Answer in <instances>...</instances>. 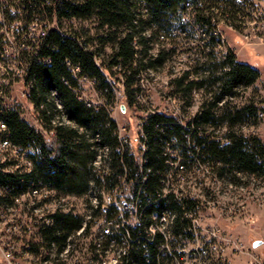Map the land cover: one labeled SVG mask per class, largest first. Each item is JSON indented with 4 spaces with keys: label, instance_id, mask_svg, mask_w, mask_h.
<instances>
[{
    "label": "trees",
    "instance_id": "1",
    "mask_svg": "<svg viewBox=\"0 0 264 264\" xmlns=\"http://www.w3.org/2000/svg\"><path fill=\"white\" fill-rule=\"evenodd\" d=\"M26 1L33 3L28 15L40 9L58 24L31 58L28 72L30 99L43 128L56 132L53 143L48 144L45 135L18 111L11 110L5 117L12 142L32 146L36 156L31 172L13 174L0 169V184H13V196L32 183L57 191L55 209L48 213L53 222L35 225L41 239L30 241L28 249L41 257L42 249H49L55 251L59 264H66V257L79 264L75 254L81 251L80 241L90 237L84 251L87 264H103L114 256L116 264H178L183 256L178 247L183 239L192 240L193 218L202 206L200 196L181 189L180 175L192 173L197 160L221 176L225 171L264 175V161L259 163L257 158L264 157V144L254 133L236 128L242 121L240 125H257L264 108L252 103L231 106L238 89L254 85L261 72L238 60L227 43L222 44V29L215 33L222 20L242 30L239 4L235 0ZM186 12L191 14L189 22L184 19ZM72 19H94L99 30L96 45L72 27L64 29L63 21ZM196 26L203 29L200 39L204 42L196 48L184 45L198 40ZM107 45L111 52L102 58ZM221 45L227 47L225 51H217ZM182 50H196L197 57H189L191 65L180 71L174 66L167 70ZM74 66L80 68L77 74ZM166 70V88L183 101L182 114L201 95L193 120L185 126L171 112L156 108L144 116L142 134L122 145L120 127L109 109L117 103V82L122 77L126 101L133 106L142 91V76ZM81 79L92 82L102 102L88 104L91 101L82 95ZM195 90H200L198 95ZM221 119L229 123L226 135L217 129ZM174 153L181 154L187 170L176 167ZM99 158L106 165L97 167ZM108 194L113 195L112 202L105 208ZM68 196L84 199L91 211L88 219L75 208L65 209L61 199ZM166 216L172 222L163 231L159 226ZM95 217L104 219L108 230L92 231ZM169 245L171 252L165 248ZM66 250V256H61Z\"/></svg>",
    "mask_w": 264,
    "mask_h": 264
},
{
    "label": "built area",
    "instance_id": "2",
    "mask_svg": "<svg viewBox=\"0 0 264 264\" xmlns=\"http://www.w3.org/2000/svg\"><path fill=\"white\" fill-rule=\"evenodd\" d=\"M240 6L242 30L245 31L250 28H257L260 32L264 30V8L260 6V3L254 0H235ZM48 4L51 0L46 1ZM189 7L190 2H187ZM33 3L26 0H0V74H3V81H0V131L5 132V145H2V149H10L11 159H15L16 168H9L7 166V160L2 159L0 156V169L13 174H22L31 172L34 169V160L30 158V154L26 150V147H14L11 139L10 129L5 122H1V110H10V103H18V107L23 108V112L30 108V81L28 80V72L30 67L31 58L36 55L40 48L45 36L51 28H58L56 18L50 19L48 14H42L39 10L32 12L28 15ZM184 19L188 22L191 20L190 12L184 13ZM224 24V20L218 24V31L221 33L220 25ZM233 28V26H231ZM176 32L179 29H175ZM203 29L199 26V32H196L198 45L202 44L200 39ZM224 35V33H223ZM186 46H193L191 42L184 43ZM195 45V48L196 46ZM194 48V49H195ZM45 60V59H44ZM69 65L70 62H68ZM75 74L80 70L78 66L72 67ZM121 77V76H120ZM81 81H88L81 79ZM121 80L117 82L118 86H123ZM92 83L91 81H89ZM142 91L137 94V99L147 107L148 112H155L156 108L153 107L152 92L155 91L154 87H150V82H143V76L141 78ZM200 90H195L194 95ZM117 93H119L117 91ZM125 98V94H122ZM160 97L164 99L168 104L172 105L173 101L177 99H171V93L166 88L162 91ZM87 101H89L86 98ZM92 102H89L90 105ZM119 106V95L117 94L116 107ZM158 112H171L182 124L185 126L187 123L193 120V116H185L184 114H177L176 110H161L157 109ZM146 113V114H147ZM264 117V111H260V118ZM35 122H37V130H41V133L45 135V141L48 144L53 143V139L56 135L54 130H45L43 128L42 119L39 113L34 116ZM143 121V120H142ZM142 123V122H141ZM122 131V128H120ZM124 130V129H123ZM139 134H142V130ZM131 139L127 136H122L120 133L121 144L131 143ZM144 148V145H143ZM168 151L173 152V149L168 145ZM179 153H174L177 157L175 165L182 171L187 170V166L184 164L183 157ZM258 161L261 163L264 161V157L258 156ZM193 172L202 171L208 176L213 174V169L208 163H203L197 160L191 168ZM249 179H255V185H264V175L251 174L248 175ZM200 180V179H199ZM201 182V180L199 181ZM13 185V184H12ZM12 185L0 184V200H6V191ZM56 189L49 187L48 185L32 183L29 188L16 195L15 200H7V208H0V264H20L18 257L22 251L25 253H32L28 249L30 241L40 240L41 237L36 230L35 225L52 223L53 218L42 214L39 211L43 206L41 203L45 200L56 196ZM108 202L112 201V196L108 195ZM249 202H256L261 207H264V195L249 194L248 196H240L238 203L228 205L225 207L232 215H236L242 209L246 207ZM126 206V203H124ZM124 205L121 206L124 208ZM199 214L193 219H197V226L202 228L199 223ZM19 221V222H18ZM18 222V223H17ZM195 226L197 238L208 236L215 242L213 244L207 243L205 251L210 246L214 249H222L223 245H227L233 248L235 252L246 253L250 256L249 264H264V256L261 253L252 251V247L247 246L244 240L236 237L232 233H227L219 225L211 224L206 229H197ZM169 234V233H168ZM166 233V238L170 239L171 236ZM27 237V238H25ZM170 251V245L165 246ZM43 251V249H42ZM48 254L43 253V258H46ZM117 259L112 261L116 264ZM110 263V264H112ZM103 264H107L106 261ZM216 264H228L223 262L222 259H217Z\"/></svg>",
    "mask_w": 264,
    "mask_h": 264
},
{
    "label": "rangeland",
    "instance_id": "3",
    "mask_svg": "<svg viewBox=\"0 0 264 264\" xmlns=\"http://www.w3.org/2000/svg\"><path fill=\"white\" fill-rule=\"evenodd\" d=\"M254 1L260 3V6L264 8V0ZM63 27L64 29L72 27L74 30L80 32L85 38H87L90 41V44L93 43L94 45H96V38L99 30L97 29L94 19L64 20ZM220 27L223 30L224 37L227 39L226 43L228 44V46L232 47L237 55L238 60L249 62L254 67L258 68L261 72V77L256 81L254 85L250 87H241L238 89L239 92L233 98L231 106L240 108L248 103H252L258 107L264 108V30L263 32H260L259 29L252 27L250 29H246L245 31H239L227 24H221ZM189 42H191L192 44L194 43L193 46L199 44L197 40H192ZM226 48L227 47L225 45L224 47L223 45H221L217 48L218 50H216L220 51L219 49H223V51H225ZM110 52V45H107L105 47V50L102 52V58L109 55ZM195 52L196 50L192 52H189L188 50H182L180 56H177L176 59H173L172 62H169L167 64V70L168 67L171 68L172 66H174L175 71H180V69L190 66L191 61L189 60V57H197ZM221 55L222 52L217 53V56ZM167 70L155 72L152 74V76L149 77L150 80H153L152 86L155 88L153 89L155 91L152 92V101L154 105L153 107L161 109L163 111H174V103L172 107V105L168 104L164 99L160 97L162 91L166 90V85L169 81ZM81 87L83 90L82 95L84 98H87L89 101L95 104L102 102L95 89V86L92 83H90L89 81H81ZM117 87V91L119 92L117 93L119 95V106L116 107V105L114 104L109 109L112 112V116L117 120L119 127L122 128V136H127L129 137V139L134 140V138H136L141 131V122L147 113V107H144L143 104L138 100L134 101L133 106H130L126 101V98L122 96V94H124V88L118 85ZM200 96L194 99L193 105L189 109L190 111H193L194 113L197 111L201 102ZM34 105L31 106L27 111L21 113L22 115H20L22 119L38 128L39 124L35 122L34 118V116L37 114V109ZM123 105L125 106V110L122 109ZM257 122V125L249 126L247 124L240 125L241 123H239L236 128L245 134L254 133L264 144V117ZM217 129L219 130V134L226 135L229 130V123L226 120L221 119V121H219L218 123ZM96 165L97 167H103L104 165H106V161L99 158V160L96 162ZM216 174L213 172L211 176H208V174L202 171H196L185 174V176L180 175L179 177L182 181L181 189L185 193H193L194 195L200 196L202 199V206L198 218L200 219L199 223L202 228H199L197 226V229H206L207 227H209V225L216 223L227 233H232L236 237L244 240L247 246L252 247V251L261 253L264 256V207H261L256 202H249L246 207L236 215H232L228 211V209L225 208V206H228L229 203L231 204L235 202L239 199L237 197L242 195V192L238 191V188L236 189V186H238V184L241 185L242 183H245L247 180H249V174L243 172L231 173L229 171H225L224 174H222L223 176H221L219 173ZM199 179L201 180V182H199ZM261 191L264 192V189L261 188ZM108 195L113 196L112 194ZM108 195L105 196L104 203L108 202ZM55 199V196H52L50 201L47 202L46 206L42 207L39 213L41 212L42 214L48 215V213L53 212L57 203V199ZM61 201L64 203L65 209L75 208L76 211H78L82 216H85L86 219L90 217L91 211L87 210L84 199L68 196L62 198ZM170 223L171 218L169 216H166L162 219V224H160L161 226H159V229L167 231V226L170 225ZM104 225V219L100 217L97 219V217H95V223L92 227V231L96 232L101 230H108L109 226ZM165 227H167V230ZM89 239L90 237H86L82 238L80 241L81 246L79 249H81V251H77V257L80 258L79 264H87L84 260V251H86V244H88ZM256 240H262V243L257 247L253 245L254 241ZM214 242L215 241L208 236H203L199 241H194V243L193 241L188 243L183 240L182 245L184 257L182 256L183 261H178V264H182L183 262V264H208L211 261L217 262V259H222L223 262H226L228 264H249L250 256L248 254H238L233 250L232 247L227 245H223V248L218 250L214 249L211 246L207 251L201 249L202 247H207V243L213 244ZM54 252H52V258L48 260L49 263L47 264L61 263L58 260H54ZM115 258V256L112 257L111 261L108 260L106 263H112ZM73 259L74 258H69L67 260V258H64V262L66 264H74L75 262ZM18 261L20 264H45V262H43V257L37 256L33 253H25L24 251H22L19 255Z\"/></svg>",
    "mask_w": 264,
    "mask_h": 264
},
{
    "label": "bare ground",
    "instance_id": "4",
    "mask_svg": "<svg viewBox=\"0 0 264 264\" xmlns=\"http://www.w3.org/2000/svg\"><path fill=\"white\" fill-rule=\"evenodd\" d=\"M216 31V30H215ZM196 32H199V26H196ZM219 31L217 30L215 33H218ZM204 34L201 33V37L203 36ZM220 35V34H219ZM202 40V39H201ZM221 41H222V44L226 43L227 42V39L224 37L223 33L221 34ZM204 41L202 40V43ZM219 47V46H218ZM224 47V45H223ZM223 50V49H222ZM0 81H3V74H0ZM143 82H150V87H153V80H150L149 77H145L143 76ZM32 87V81H30V89ZM56 94V93H55ZM54 94V95H55ZM196 95H198V93H196ZM57 99V98H56ZM171 99H177V101H173L174 105H175V110L177 112V114H182V103L183 101L180 100L178 97L176 96H172L171 95ZM34 105V102L30 99V107ZM35 106V105H34ZM59 106H62L61 103L59 102ZM193 109V108H192ZM10 110H16L18 111L20 114L23 113V108L21 107H18V103H10ZM33 110V109H32ZM195 111V110H194ZM8 110H1V122H5L6 123V120H5V117L6 115L8 114ZM22 115V114H21ZM259 117H260V111H259ZM185 116H193V111H189L186 113ZM262 119V118H261ZM55 120H57L55 118ZM39 132H41V130H38ZM12 144H14L12 142ZM2 145H5V132L4 131H0V156H2V159L4 160H7V166H9V168H16V161L15 159H11V151L10 149H2ZM14 147H21L19 145H16L14 144ZM26 150L28 151V153L30 154V158L34 160L35 162V159L33 157L36 156V151L35 149L32 147V146H29V147H26ZM216 173V172H215ZM217 176V174H216ZM217 178V177H215ZM242 178V177H241ZM190 179V178H189ZM185 180V179H183ZM191 180V179H190ZM189 181V180H188ZM187 181V182H188ZM184 183V182H183ZM211 183V182H210ZM194 184V183H193ZM214 184V183H213ZM221 184V183H220ZM223 184V183H222ZM7 185V184H6ZM9 185V184H8ZM224 185V184H223ZM227 185V184H226ZM217 186V185H216ZM232 186V185H231ZM220 187V186H219ZM218 187V188H219ZM13 187H9L8 191H6V198L8 197V199L11 198V200H15V196H13V194H11L10 190L12 189ZM238 188V191L242 192V195L240 196H248L249 194H257V195H264V192L261 191V188L264 189V185H259V186H256L255 185V179H249L247 180L245 183H242L241 185L238 184V186H236V189ZM213 189V188H212ZM211 189V190H212ZM229 189V188H228ZM233 189V188H232ZM175 192V191H174ZM226 194V193H225ZM228 194V193H227ZM231 194V193H229ZM238 196V194H237ZM237 197V198H240ZM104 198V197H103ZM56 200V199H55ZM179 200V199H178ZM230 200V199H229ZM180 201V200H179ZM234 201V200H233ZM232 201V202H233ZM229 202V201H228ZM238 203V200H236L235 202L231 203V204H236ZM54 204V203H53ZM226 204V203H225ZM229 203V205H231ZM225 207H228V206H225ZM0 208H7V201L5 200H0ZM156 222V221H155ZM172 222V221H171ZM171 224V223H170ZM190 224V223H189ZM171 226V225H170ZM195 226H197V219H193V228H192V232H193V237H192V240L190 242L193 241H199L200 238H197V233H196V229H195ZM190 231V230H189ZM174 232V231H173ZM185 234V233H183ZM187 234V233H186ZM177 235V234H176ZM181 236V235H180ZM188 236V235H187ZM190 238H191V235H190ZM179 239V238H178ZM176 240V239H175ZM184 240V239H183ZM185 242H186V239H185ZM176 243V242H175ZM189 243V242H188ZM54 244V243H53ZM52 245V244H51ZM176 245V244H175ZM200 245V244H199ZM180 246V245H179ZM185 246V245H184ZM55 247V246H54ZM175 247V246H174ZM187 247V246H186ZM197 247H198V244H197ZM202 247V246H200ZM180 251H183V245L181 243V246L178 247ZM196 248V247H195ZM67 249V248H66ZM185 249V248H184ZM190 249V248H189ZM202 250L205 251V248L202 247L201 248ZM54 250V249H53ZM172 250V247L170 246V252ZM64 251V250H63ZM71 251V250H70ZM173 251V250H172ZM66 252L67 250L65 251L64 254H62L61 256H66ZM194 252V251H193ZM43 253H47L48 254V258H43V262H45V264L49 263V259L52 258L51 254V250L49 249H45L43 248ZM183 253V252H182ZM61 254V253H60ZM176 254V253H175ZM77 255V254H75ZM202 255V254H201ZM206 255V254H205ZM72 256V255H71ZM70 256V257H71ZM184 257V256H183ZM198 257V256H197ZM67 258V257H66ZM78 258V257H77ZM194 258V257H193ZM55 259V258H54ZM197 259V258H196ZM58 260V259H57ZM77 261V260H76ZM183 261V260H182ZM203 262V261H202ZM59 263V262H57ZM184 263V262H183ZM182 263V264H183ZM204 263V262H203ZM52 264V263H51ZM199 264V263H198Z\"/></svg>",
    "mask_w": 264,
    "mask_h": 264
},
{
    "label": "water",
    "instance_id": "5",
    "mask_svg": "<svg viewBox=\"0 0 264 264\" xmlns=\"http://www.w3.org/2000/svg\"><path fill=\"white\" fill-rule=\"evenodd\" d=\"M122 109L125 110V106H124V105L122 106ZM261 243H262V240H256V241H254L253 245H254L255 247H257V246L260 245Z\"/></svg>",
    "mask_w": 264,
    "mask_h": 264
}]
</instances>
